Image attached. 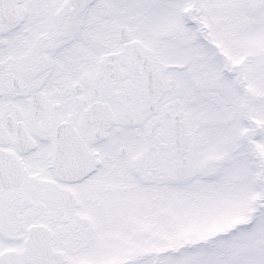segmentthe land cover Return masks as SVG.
<instances>
[{"label":"snow or ice","instance_id":"1","mask_svg":"<svg viewBox=\"0 0 264 264\" xmlns=\"http://www.w3.org/2000/svg\"><path fill=\"white\" fill-rule=\"evenodd\" d=\"M0 264H264V0H0Z\"/></svg>","mask_w":264,"mask_h":264}]
</instances>
